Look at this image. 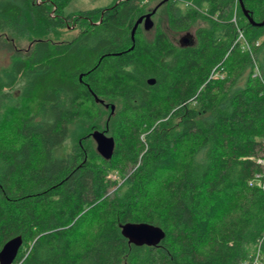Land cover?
Masks as SVG:
<instances>
[{
  "label": "trees",
  "instance_id": "1",
  "mask_svg": "<svg viewBox=\"0 0 264 264\" xmlns=\"http://www.w3.org/2000/svg\"><path fill=\"white\" fill-rule=\"evenodd\" d=\"M70 1L0 0V32L77 30L65 43L36 38L22 54L8 47L0 67V124L37 100L18 142L0 146V248L21 239L12 264H245L244 247L264 252V25H249L237 0H167L166 31L147 42L129 35L139 0L63 14ZM241 4L263 19L264 0ZM201 15L208 26L191 46L166 34ZM93 96L119 102L112 155L71 159L59 149L72 124L95 120ZM110 170L124 176L120 198ZM124 223L164 237L133 246Z\"/></svg>",
  "mask_w": 264,
  "mask_h": 264
},
{
  "label": "rangeland",
  "instance_id": "2",
  "mask_svg": "<svg viewBox=\"0 0 264 264\" xmlns=\"http://www.w3.org/2000/svg\"><path fill=\"white\" fill-rule=\"evenodd\" d=\"M114 0H71L63 10V14L74 13L82 10L99 9L109 6ZM179 2H183L179 0ZM167 1L162 2V0H139V16L151 13L150 20L152 22L151 29L144 31L141 24L137 25L136 32L142 37L144 41H149L153 36L154 28L159 27L166 31L165 22V7ZM235 6V5H234ZM138 16V17H139ZM206 16L201 15V17L196 20L187 30L181 33H169L166 34L176 43L178 38L184 33L188 32L190 34L194 33L197 27L208 26L207 20L202 19ZM239 18L236 9L232 10L230 20L234 23L235 27V40L236 38L240 43L245 41V35L240 27L244 25ZM219 22V21H218ZM75 26H70L68 28L59 29H43L42 27H35L34 29L26 30L22 33H15L13 31H2L0 32V67H4L9 58L10 52L8 47L14 50H18L20 54L24 53L30 46V42L36 38L44 39L50 43H65L71 41L77 35V30ZM241 35L239 39L238 35ZM237 41V40H236ZM113 107L112 114L110 115V107ZM37 100L30 99L25 101L22 106L6 115L3 122L0 124V146L3 144H12L18 142L14 135V129L17 124L22 120L36 111ZM119 107V102L115 99H102V104L95 103L94 112L95 120L93 122L88 121H78L70 126L69 137L63 142V145L59 149L60 152H64L69 158H82L92 161H102V158L95 152L94 143L88 137L92 131L104 132L105 136H112V129L114 124V114ZM176 119L170 121V128H175ZM85 151L87 154H85ZM83 154L85 156H83ZM106 179L111 181L109 193L112 191L116 192V197L120 198L125 193L127 185L123 183L124 176L116 173L115 171H109L106 175ZM256 186H261L260 182L255 183ZM257 244L244 247L246 254L245 264H264V252H260L259 255L251 258V254L256 252Z\"/></svg>",
  "mask_w": 264,
  "mask_h": 264
},
{
  "label": "water",
  "instance_id": "3",
  "mask_svg": "<svg viewBox=\"0 0 264 264\" xmlns=\"http://www.w3.org/2000/svg\"><path fill=\"white\" fill-rule=\"evenodd\" d=\"M167 0H162L165 2ZM238 5L241 9L243 16L246 18L247 22L251 26L261 27L264 25V17L260 22H253L251 18L248 17L247 13L243 10L241 0H237ZM153 12L139 16L130 30V39L133 40V34L136 30L137 25L141 24L142 29L147 31L151 29L152 22L150 16ZM179 47L191 46L193 44L192 34L186 32L181 35L177 40ZM148 85L153 84L152 79L146 80ZM94 102L102 104V100L97 99L93 96ZM113 107H110V114H112ZM88 137L94 143L95 152L105 161L109 160L113 152V139L112 137L105 136L104 132L92 131ZM120 235L124 238L128 244L133 246H146L153 247L156 246L164 237L162 230L158 227L152 226L146 223H124L119 225ZM21 245V239L19 236H15L3 243L0 248V264H12L17 251Z\"/></svg>",
  "mask_w": 264,
  "mask_h": 264
},
{
  "label": "built area",
  "instance_id": "4",
  "mask_svg": "<svg viewBox=\"0 0 264 264\" xmlns=\"http://www.w3.org/2000/svg\"><path fill=\"white\" fill-rule=\"evenodd\" d=\"M238 37H239V39H241V35L240 34L238 35ZM237 41H238V39H237Z\"/></svg>",
  "mask_w": 264,
  "mask_h": 264
}]
</instances>
